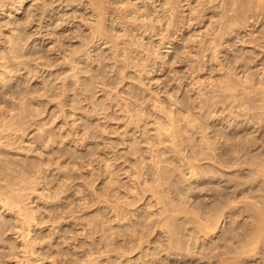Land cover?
<instances>
[{
	"label": "rangeland",
	"instance_id": "rangeland-1",
	"mask_svg": "<svg viewBox=\"0 0 264 264\" xmlns=\"http://www.w3.org/2000/svg\"><path fill=\"white\" fill-rule=\"evenodd\" d=\"M14 1L0 0V200L34 211L37 258L0 202V264H264V242L240 248L262 178L229 150L262 111L264 0H177L169 25L159 7L162 44L134 21L145 0Z\"/></svg>",
	"mask_w": 264,
	"mask_h": 264
},
{
	"label": "bare ground",
	"instance_id": "bare-ground-1",
	"mask_svg": "<svg viewBox=\"0 0 264 264\" xmlns=\"http://www.w3.org/2000/svg\"><path fill=\"white\" fill-rule=\"evenodd\" d=\"M33 1H36V0H33ZM142 1L144 2V0H142ZM23 2H25V0H15L14 4H17L18 8H21ZM126 2H127L128 6H134V3H132V0H126ZM157 2H159V0H145V3H147V5L137 7V11H136L137 16H135L134 21L135 22L139 21L144 25H148L152 29L153 32L155 30L154 29L155 24L157 23L158 27H159L158 28L159 31L157 30V32L153 33L152 35L156 36L157 40L162 44V41H163L162 30H164V29L160 28V27H162V24H161L162 20L160 19V16L158 15V11H159L158 9H159V7H162V10L166 14L167 23L169 25L171 22V19H173L174 12L177 9V0H160V5H159V3L156 4ZM89 4L93 10H95V8H97V7H98V9L101 8L100 0H90ZM7 5L2 4V7L3 6L7 7ZM148 5H149V7H148ZM44 6H45V4H43V8H44ZM146 6H147V9H146ZM146 10L149 12L148 14H145ZM44 11H45V9L42 10V13L40 15L41 18L44 15V13H43ZM106 13L107 12H103V9H101V12L96 15L97 19L95 20V23L90 24V29H89L90 32H93L95 30L96 26L101 25L100 23H102V20H105V18H106V16H105ZM246 22L249 23V21H245L244 24H246V25L248 24ZM167 43H169V42H167ZM240 81L242 84L244 83L245 86L250 84V79L247 76L243 77V79L240 78ZM261 101H262V105L260 106V109L262 111L259 113V118L257 120H255L253 117H248L247 118L248 120L245 122V125L250 126L248 128V130H251V131L248 132V134L254 133L253 136L245 137L244 140H240L239 142H236V146L233 145L232 149H229L231 154L236 156V167L238 168V171H243V169H247L245 166H250V167L256 166L257 167V173H259V175L262 178L261 182L259 181L260 182L259 186L262 183L263 194L261 192L262 197L261 198L259 197L260 200L258 199L259 201H256V203L260 202V205L255 203L254 205H256V206L251 205V206H253L251 208H254V209H250V210H253V211H251V212H253L251 215H254V220L250 219V220H253V222L251 221L252 226L250 225V227H252V229L248 228L249 230H253V232L250 233L252 237L249 236L251 238H248V236H245L248 239L246 238L247 240H245V238H244V240L241 242V246H240L242 252L247 253L246 251H249L250 253H253V254H254V251L255 252L257 251V248L259 247V245L263 244V243H261V241L264 242V238L262 239V237L264 236V234H263L264 233V230H263L264 229V158L262 160H260L259 162H257V160L253 161V158L249 159V156L251 155L253 149H255V148L257 149L259 146L263 147V145H264V96L263 95L261 97ZM207 145H208V142H207ZM170 146L177 148L175 141H172V140L170 142ZM263 156H264V154H263ZM188 169H189V172H188L189 177L194 178L196 176L195 165L189 163ZM39 195H40V197L43 196V194H39ZM0 202L3 203V205L6 206L8 209L13 211L16 214V217H18V216L23 217L22 223H21L22 224L21 228L19 231H17V234L19 237H21L20 242H21V245H22L25 253L27 255H29L30 257L37 258V256L35 255L36 251L34 250L35 242L32 239V237L30 236L31 231H32L31 230L32 226L38 225V223L35 219V216H34V211L33 210L27 211L26 209H24L20 205L21 201L19 199H11L10 198V199H5L4 201L0 200ZM162 205H163L162 206L163 209L158 213V216H159V222L158 223L160 224L159 226L164 227L167 225V223L169 224V222H167L169 220V218L166 215L167 210L165 208V204H162ZM220 215L221 214H219L217 217L214 216L215 222L220 220L219 219ZM209 222H211V221H209ZM212 223H214V222H212ZM207 226H205L206 229L211 227V226L210 227L208 226V228H207ZM214 229H212V230H214ZM249 230H248V233H249ZM167 233H168V235H171V232L169 230ZM245 235H247V234H245ZM171 237H173V236L171 235ZM249 239H251V240H249ZM245 241H248V242H245ZM171 243L172 242H170V244L167 245V248L164 249L166 252H170L172 249H174L175 246H173L174 244H171ZM242 243H244V244H242ZM137 245L139 247H141L142 242H138ZM263 246H264V244L261 245L260 249ZM260 251L262 254L264 253V252H262V250H260ZM261 256L264 258L263 255H261Z\"/></svg>",
	"mask_w": 264,
	"mask_h": 264
}]
</instances>
